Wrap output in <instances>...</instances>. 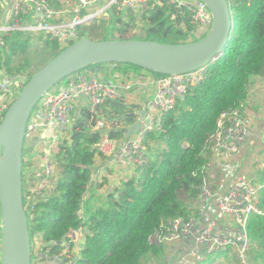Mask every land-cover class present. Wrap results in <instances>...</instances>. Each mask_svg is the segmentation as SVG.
<instances>
[{
	"label": "trees",
	"instance_id": "obj_1",
	"mask_svg": "<svg viewBox=\"0 0 264 264\" xmlns=\"http://www.w3.org/2000/svg\"><path fill=\"white\" fill-rule=\"evenodd\" d=\"M48 1L61 6L59 0ZM228 8L232 27L221 54L204 66L203 80L191 86L174 108L162 114L160 129L147 137L146 163L131 169L133 174H124L117 184L91 178L95 160L102 157L94 147L101 135L90 130L88 113L82 108L67 134L55 144L53 189L34 206L31 215L28 214L30 234H41L44 242L52 243L55 248L70 229L82 224L77 211L85 202V245L75 264L163 261V248L150 244L148 238L170 219L189 215L200 185V172L208 163L204 153L208 137L215 131L222 112L245 103L249 87L264 70V0H231ZM137 19L142 25L135 23ZM105 22L108 27L98 32L99 39L95 40L135 39L184 44L199 39L194 36L197 23L187 6L176 8L167 0L141 15L133 8L113 9ZM78 30L79 38L85 37L80 28ZM2 40L0 74L2 69L9 74L24 72L30 61L17 64L13 61L30 51L31 36L14 30L3 35ZM37 41L43 46L44 54L34 69L26 72L29 77L61 52L58 44L49 38ZM91 67H99L106 79L114 73L122 76L126 69H142L124 63H95L85 69ZM107 67L111 68L109 72ZM104 112L110 125L107 129L110 138L122 137L120 127H127L135 120V116H127L130 112L122 99H107ZM2 117L0 115V122ZM28 167L29 163L22 156V198ZM259 181L264 183V173H260ZM104 184L111 186L99 194L97 189ZM85 192L89 197L84 201ZM258 204L264 209V187ZM247 233L251 262L264 264V216L252 215ZM211 261L237 264L228 250L214 252L204 264Z\"/></svg>",
	"mask_w": 264,
	"mask_h": 264
},
{
	"label": "built area",
	"instance_id": "obj_2",
	"mask_svg": "<svg viewBox=\"0 0 264 264\" xmlns=\"http://www.w3.org/2000/svg\"><path fill=\"white\" fill-rule=\"evenodd\" d=\"M176 8L187 6L197 23L194 36L203 38L212 25V14L201 0H167ZM231 0H226L229 4ZM162 0H77L69 7H55L48 0H0V46L2 36L19 30L28 35H40L42 39L55 41L64 49L79 39L78 28L93 19L103 16L109 20L110 12L133 8L138 14L147 13ZM81 38V37H80ZM110 65V64H109ZM83 69L74 72L44 92L33 109H40L37 117L30 113L23 128L22 156L29 163L30 174L25 178L23 207L28 221L34 206L53 189L56 175L54 152L56 142L63 138L72 124V113L85 108L90 130L100 133L94 144L98 154L108 159L105 165L95 168L92 180L99 172L115 165V182L129 170L146 163L148 135L161 127V116L174 108L189 88L200 83L205 67L184 73L154 76L153 95L145 102V115L139 130L129 137L110 138L107 129L104 102L107 99H122L121 86ZM30 77L24 72L0 74V115L3 116L19 90ZM64 84L62 85V83ZM264 86V70L260 75ZM138 118L137 113L135 119ZM255 119L244 106L222 112L215 131L208 137L205 151L208 163L202 174L196 199L188 216H177L164 223L149 238L150 244L165 250L163 264H204L214 252L228 250L237 264H251L250 241L247 223L252 215L264 216L258 199L264 183L259 173H264V158L259 170H250L242 163V145L249 137ZM128 127V126H127ZM120 127V128H127ZM120 130V129H119ZM43 133L47 140L35 146ZM257 160H253L255 162ZM28 172V171H27ZM89 194L83 195L85 201ZM85 202L77 211L82 224L70 229L66 236L53 248L44 242L41 234H30L31 264H75L85 245L86 225ZM0 264H2V219L0 216ZM211 264H217L211 261ZM253 264V263H252Z\"/></svg>",
	"mask_w": 264,
	"mask_h": 264
},
{
	"label": "water",
	"instance_id": "obj_3",
	"mask_svg": "<svg viewBox=\"0 0 264 264\" xmlns=\"http://www.w3.org/2000/svg\"><path fill=\"white\" fill-rule=\"evenodd\" d=\"M201 1L212 14V25L207 35L195 42L165 44L81 37L35 72L19 90L0 122L2 264H31L30 230L22 198V134L41 95L68 75L95 63L133 64L159 74L184 73L205 66L221 54L229 39L232 19L226 0ZM137 115L127 128H120L126 137L139 130L144 110Z\"/></svg>",
	"mask_w": 264,
	"mask_h": 264
},
{
	"label": "crops",
	"instance_id": "obj_4",
	"mask_svg": "<svg viewBox=\"0 0 264 264\" xmlns=\"http://www.w3.org/2000/svg\"><path fill=\"white\" fill-rule=\"evenodd\" d=\"M54 6V5H53ZM60 7V6H55ZM99 67H91L87 69L86 71L89 72H96L100 77H104L105 75L101 69H104V66L101 67V69H98ZM106 69H111L110 67H107ZM124 75H119V73H114L109 79H106L108 82H112L115 85L121 86V83H124L126 85H129L127 89H120V92L122 94V100L124 104L127 105L129 112L138 113L140 110H144V104L145 102L153 95L154 91V85L151 83L152 79L154 78V74L151 73V71L139 69L134 70L132 68L126 69L123 71ZM97 75V74H96ZM64 82L62 83V85ZM249 94L251 99H259V106L257 108V112L253 107V104H245L248 97L246 98L245 103L243 104L244 109L247 110L250 113V116L255 119L251 133L249 137L246 139V141L242 145V163H246L250 170L257 172L259 170V163L261 162L262 157L264 158V152H259L260 148L264 144L262 137L264 136V129L263 125L261 123H264V88L262 84H260V76L256 78L249 87ZM248 94V95H249ZM82 108H77L75 112L72 113V121L76 116L81 114ZM255 110V111H254ZM34 114L39 117L42 115L40 109L36 108ZM257 117H261L262 119L259 120ZM262 126V127H259ZM48 135L46 133H43L39 136V138L35 141V146L39 145L41 143L44 144V142L47 140ZM108 159L104 157H98L95 160L94 166L100 167L102 165L106 164V161ZM253 160H257L255 162H252ZM96 167H94L95 169ZM115 165L109 166L105 169L104 172H99L97 175V178L95 179L97 182L107 180L108 184H117L118 182H115L114 179L115 176ZM28 171V172H27ZM26 171V177L29 176L30 168L28 167ZM262 172V171H258ZM127 174H133L132 170H129V173ZM111 185L104 184L102 188L97 189L99 194H103L106 190H108V187ZM105 189V190H104ZM102 190V191H101ZM150 264V263H149Z\"/></svg>",
	"mask_w": 264,
	"mask_h": 264
},
{
	"label": "rangeland",
	"instance_id": "obj_5",
	"mask_svg": "<svg viewBox=\"0 0 264 264\" xmlns=\"http://www.w3.org/2000/svg\"><path fill=\"white\" fill-rule=\"evenodd\" d=\"M59 1L61 3L60 7H65V6L69 7V6L75 5L77 0H59ZM129 19H130L129 17L125 18V20H127V21ZM135 21H136L135 23H137L138 26L142 25V23L138 19L135 20ZM106 27H108V26L106 25L105 18L103 16H100V17H97V18L93 19L92 21H90L87 25H81L79 28L83 32V35L85 37H89V38H92V39H99V37H97L99 35L98 32H102L104 30V28H106ZM40 37H43V36L32 35L31 36L32 47H31L30 51L24 53L25 55H20V56H17V57L14 58L13 64H17V62H23L24 60L30 61L29 66L26 67L27 69L24 71V73L31 72L34 69L35 65L38 63L39 59L44 54L43 46L40 44L39 41H37V39L40 38ZM90 73H94V74L98 75V73H96V72H90ZM263 88H264V86H263ZM249 91H248V94H249ZM248 94H247V96H249V97H248V99H247L245 104H253V107L256 110V111L255 110L254 111L257 112V108L259 106V99L253 100V99H251L250 94L249 95ZM34 112H35V109H32L31 113L34 114ZM257 118L259 120L262 119L261 117H257ZM261 124L264 126V123H261ZM259 127H262V126H259ZM263 129H264V127H263ZM262 140L264 142V136L262 137ZM259 152H264V144L260 148ZM95 167L97 168V166H95ZM258 175L260 176V173ZM28 223H29V221H28ZM163 252L165 254V250L164 249H163ZM163 263H164V257H163V261L161 263H160V261H158L155 264H163ZM217 264H219V263H217Z\"/></svg>",
	"mask_w": 264,
	"mask_h": 264
}]
</instances>
